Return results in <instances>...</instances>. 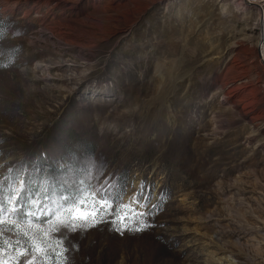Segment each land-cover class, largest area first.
Masks as SVG:
<instances>
[{
  "label": "rangeland",
  "instance_id": "1",
  "mask_svg": "<svg viewBox=\"0 0 264 264\" xmlns=\"http://www.w3.org/2000/svg\"><path fill=\"white\" fill-rule=\"evenodd\" d=\"M233 2L0 0V262L264 264L263 18ZM93 192L146 228L58 236Z\"/></svg>",
  "mask_w": 264,
  "mask_h": 264
},
{
  "label": "snow or ice",
  "instance_id": "2",
  "mask_svg": "<svg viewBox=\"0 0 264 264\" xmlns=\"http://www.w3.org/2000/svg\"><path fill=\"white\" fill-rule=\"evenodd\" d=\"M92 195L94 198H98V206H94L91 210L83 207L76 208L75 215L72 219L73 221L78 219L81 223L64 224L62 229L57 230L58 236H60L62 230H70L74 234L79 228L84 227L85 224L90 228L97 226L99 223H109L112 229L120 234H123L125 231L141 232L146 228L147 225L144 222H141L138 226H132L130 214L138 217L145 215V213L139 212L138 208L134 207L133 204L120 205L113 209L112 203L109 202V198L104 193L97 194L93 192ZM80 203L84 205L86 201H80ZM134 203L138 204L139 202ZM22 207L23 204L17 201L14 205V210ZM124 208H126L127 211L121 214V210ZM126 217H128V222H125ZM65 251H67V248H65ZM0 264H3V262H0Z\"/></svg>",
  "mask_w": 264,
  "mask_h": 264
},
{
  "label": "bare ground",
  "instance_id": "3",
  "mask_svg": "<svg viewBox=\"0 0 264 264\" xmlns=\"http://www.w3.org/2000/svg\"><path fill=\"white\" fill-rule=\"evenodd\" d=\"M248 3L250 4V5H248L249 7L256 6L257 9L259 8V10H262V11H259V16L261 18H263L262 20L260 19V25H261V27L262 26L264 27V0H250V2H248ZM262 15H263V17H262ZM239 69L242 72V71H244L246 69V67L243 66V65H240ZM247 80H248V77H246V75H242V78L240 79V84L237 85L238 87H236L237 90H242V89L246 88L247 84L249 83V81H247ZM250 96L245 97V102H244L245 107H246L245 109L252 107L256 103L254 101V99L252 97H250ZM241 112L244 113L245 115H249L253 111L251 110V111L245 113L244 110H242Z\"/></svg>",
  "mask_w": 264,
  "mask_h": 264
},
{
  "label": "trees",
  "instance_id": "4",
  "mask_svg": "<svg viewBox=\"0 0 264 264\" xmlns=\"http://www.w3.org/2000/svg\"><path fill=\"white\" fill-rule=\"evenodd\" d=\"M49 170H50V169H49ZM50 171H53V169H51ZM31 179H32V178H31ZM25 182H26V184H29V187H30V189H31L32 192H33V191H34V188H33V187L35 186V185H34L35 183L32 182V183L30 184L28 178H27V179L25 178ZM48 182H49V181H48ZM52 185H53V186H52L53 188H55V189L58 190V193H59L58 196H59V195L62 196V193H63V192H68V195H71V194L73 193V190H72V189H71V190H68L67 187H65V185H63V184H62L61 182H59L58 180H54V179H53V184H52ZM47 190H48V189H47ZM50 190H51V189H50ZM59 191H60V192H59ZM25 192H26V191H24L23 193H25ZM26 193H27V192H26ZM56 195H57V193H56ZM22 197H23V194H22ZM22 197H20L19 199L21 200ZM2 200H3V201H2ZM2 200H1L0 203L5 202L4 199H2ZM4 205H6V204L4 203Z\"/></svg>",
  "mask_w": 264,
  "mask_h": 264
},
{
  "label": "built area",
  "instance_id": "5",
  "mask_svg": "<svg viewBox=\"0 0 264 264\" xmlns=\"http://www.w3.org/2000/svg\"><path fill=\"white\" fill-rule=\"evenodd\" d=\"M248 2H250V0H234L233 3H236L237 6L241 7L243 10H246V9L250 8L248 6V5H250V4H248ZM254 8L256 9V7H253V9Z\"/></svg>",
  "mask_w": 264,
  "mask_h": 264
}]
</instances>
